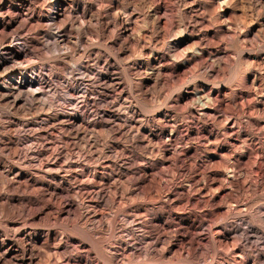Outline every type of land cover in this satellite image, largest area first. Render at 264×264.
Segmentation results:
<instances>
[{"label":"rangeland","instance_id":"rangeland-1","mask_svg":"<svg viewBox=\"0 0 264 264\" xmlns=\"http://www.w3.org/2000/svg\"><path fill=\"white\" fill-rule=\"evenodd\" d=\"M0 264H264V0H0Z\"/></svg>","mask_w":264,"mask_h":264},{"label":"bare ground","instance_id":"bare-ground-1","mask_svg":"<svg viewBox=\"0 0 264 264\" xmlns=\"http://www.w3.org/2000/svg\"><path fill=\"white\" fill-rule=\"evenodd\" d=\"M64 4H65V3H64ZM57 5H58V9L56 8V9L58 10L57 12H59V10L62 12L64 9L61 10V8H62L64 5H63L62 3H59V4H57ZM57 14H58V13H57ZM59 15H60V13H59Z\"/></svg>","mask_w":264,"mask_h":264}]
</instances>
